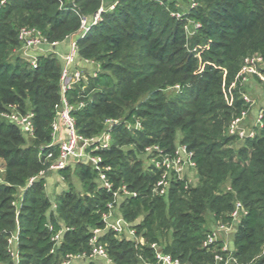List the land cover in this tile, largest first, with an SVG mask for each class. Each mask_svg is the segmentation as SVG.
I'll use <instances>...</instances> for the list:
<instances>
[{"label": "trees", "instance_id": "1", "mask_svg": "<svg viewBox=\"0 0 264 264\" xmlns=\"http://www.w3.org/2000/svg\"><path fill=\"white\" fill-rule=\"evenodd\" d=\"M60 1L65 3L63 11L58 9ZM195 2L189 17L201 28L190 43L205 47L199 57L184 47L183 23L169 16L166 3L117 0L115 8L103 13L102 20L77 43L80 56L98 62L101 71L83 92L80 86L68 92L67 100L75 104L91 97L83 109L72 112L77 131L85 137L99 134L105 119L141 122V129L133 132L123 123L115 127L113 143L102 153L113 168L114 185L124 183L137 192L119 205V213L138 237L157 243L165 253L188 264H211L213 253L202 248L208 223L227 222L238 200L247 214L237 225L233 255L242 264H264V126L258 136L243 143L227 136V125L244 105L234 92V105L228 107L222 93L223 83L233 81L245 56L264 54V0ZM72 3L85 16L100 6V0H6L0 4V112L8 105L20 113L32 111L35 135L31 146L25 147L17 127L0 122V170L6 183L0 185V264H12L5 246L14 225L9 201L16 186L45 169L50 149L40 152L39 146L52 141L50 124L59 102L57 58L40 56L34 69L19 57L12 59L19 47L17 32L22 26L35 27L48 40H63L79 26ZM166 7L171 10L173 4ZM176 85L179 92L172 90ZM175 142L193 151L196 184L185 189L174 183L167 196H152L157 174L144 170L137 155L151 144L171 151ZM71 173L82 181L84 197L64 192L52 210L43 178L23 194L18 264H59L67 254L90 252V232L102 228L109 195L89 167H67L59 174L67 178ZM62 224L71 230L51 254L50 235ZM100 240L113 264H142L139 253L152 258L146 247L141 251L135 240H118L112 232H105ZM99 262L103 264L99 259L84 264Z\"/></svg>", "mask_w": 264, "mask_h": 264}, {"label": "built area", "instance_id": "2", "mask_svg": "<svg viewBox=\"0 0 264 264\" xmlns=\"http://www.w3.org/2000/svg\"><path fill=\"white\" fill-rule=\"evenodd\" d=\"M5 1L1 0L0 4H4ZM101 1L103 0H100L98 9L89 16L82 15L72 3L71 11L77 15L79 26L77 32L70 35L67 51L63 57L64 63L61 66L59 76V102L55 107V117L50 124L52 141L48 145L43 146L40 152H42L43 148L50 149L45 156V161L49 163L48 160H52V163H49L48 170L57 175L67 167H75L82 164L89 167L96 176L98 186L109 195V200L106 202L105 212L101 216L102 228H94L90 232L87 242L90 252L88 254L84 252L67 254L61 259L59 264H84L94 259L113 264L105 244L100 240L105 232H112L118 240H135L141 247V251L146 247L151 252L152 258L151 260L145 259L143 254L139 253L138 258L142 264H188L165 253L157 243H147L142 237H138L134 226L119 213V205L126 200L135 198L137 192L130 190L124 183H119L117 186L114 185L112 181L113 168L106 163L102 153L110 149L113 143L112 132L115 127L123 123L128 131L133 132L141 129V122L135 120L133 124H129L116 119H105L101 132L91 137L81 135L75 127L72 112L83 109L87 101H91L90 96L86 98L87 101L79 99L75 104H70L67 100L68 92L80 86L79 83L85 76L83 68L74 67L78 55L77 43L93 26L102 20L103 13L114 9L117 5L116 1L112 2L109 8H104L101 5ZM149 1L158 3L161 6H164L165 3L164 0ZM196 7L197 3L195 0H190L187 12L182 9L171 11L165 5L170 17L183 23L184 47L188 52L193 53L195 57H199L200 51L205 49V47L198 45L192 47L190 43L191 38L201 28L199 22L189 17L192 10ZM17 40L22 55L28 56L29 52H35L28 62L32 69L37 67L38 57L44 56L47 51L50 54H54L55 48L59 47V43H49L46 36L35 27H20L17 32ZM41 46H47L49 50L41 49ZM259 86H261V89L262 86L264 88V54L260 53L245 56L233 81L228 85L223 83L222 93L226 105L228 107L234 105V92L238 93L239 99L244 105L239 114L231 119L225 132L227 136L233 137L238 143L254 139L264 126V103L260 104L259 100L252 97L253 95L249 92L251 88H258ZM172 90L179 92L180 88L176 85ZM83 91L84 89L81 88V92ZM259 94L264 96V89ZM6 108L10 110L5 115L7 122L16 126L24 137L35 138L32 122L33 112L20 113L14 105H8ZM51 149H55L56 155H54V150L52 151ZM137 158L142 162L144 170L157 174V179L150 191L152 196H167L174 183L183 184L185 189L194 187L196 184L194 153L186 144L175 142L171 151H166L158 144L147 145L137 155ZM44 175L45 171L41 170L36 176L31 177L26 183L23 194L36 180L43 178ZM226 190L229 191L230 189L227 188ZM55 208L56 204L52 202L51 209L54 210ZM246 214L247 211L242 203L236 200L228 215V221L216 223L205 233L202 240V248L213 253L211 264H242L233 255V241L237 225ZM47 228L50 231L52 229L50 225H47ZM70 230L69 227L64 226L50 235L51 254L57 252L63 235ZM18 235L19 229L7 239V252L11 255L14 248L17 249ZM17 254L18 251L15 255ZM262 254H264V244Z\"/></svg>", "mask_w": 264, "mask_h": 264}, {"label": "rangeland", "instance_id": "3", "mask_svg": "<svg viewBox=\"0 0 264 264\" xmlns=\"http://www.w3.org/2000/svg\"><path fill=\"white\" fill-rule=\"evenodd\" d=\"M113 1L116 2L117 0H103V1H101V5L104 8H109V5ZM164 2L166 3V5L169 4V3L173 4V9H171V11L182 9L184 12H187L188 6L190 4V0H164ZM64 4H65L64 2H61V3L59 2L58 3V9L63 11V9H65L64 8L65 7ZM77 30H78V27L76 28L75 32H77ZM69 38H70V35L65 37L63 40H60V41L48 40L49 43H51V42L59 43V46H61V48L62 47L65 48L64 49L65 51L62 52V53H58V52L54 53L55 57L58 60V63L60 65V67L64 63V58L63 57H64V54L67 51V45H68V42H69ZM62 45H65V46H62ZM40 48L44 49V50H49V47H47V46H41ZM56 50H58V48ZM48 52L49 51L45 52L44 56L50 55V53H48ZM12 54H13L12 55L13 56L12 59L14 57H19L21 60L29 62V59L32 56H34L35 52L34 51L33 52H29L28 56H24L20 52L19 47H17L13 51ZM74 67L75 68H83V70L85 72L84 78L79 83L80 87L83 88V89L87 88L90 80L95 78L99 74V72L101 71V67H100V64L98 62L94 61L93 59H89V58H85L83 56H80L79 52H78L77 59H76ZM94 75H95V77H94ZM263 89H264L263 86H262V89H261V86H259L258 88H251L249 90V92L253 95L252 97H254L257 100H259V98H260L259 92H262ZM9 111L10 110H7V108L5 107L4 110L2 112H0V122H7V120L5 118V115ZM24 139H25V147H28V146H31L32 141L35 138L24 137ZM39 147H40L39 149H41L43 146L40 145ZM37 157L40 158L39 154L37 155ZM48 162L51 164L52 160L50 159V160H48ZM49 163L47 165V162H46L45 169H44L45 175L43 177V179H44V185H43L44 187H43V189H44V192H45V196L50 201H52V202L58 201L57 200L58 196L61 195L64 192H68V191H71V192L77 194L79 197H84L85 196V191H84L83 186H82L83 185L82 181L80 180V178L78 177V175L76 173L69 174V176H67V178L64 177V176H61L60 174L57 175L54 172L48 170ZM3 174H4V170H0V185H5L6 184L4 182V180H3V177H2ZM36 181H38V180H36ZM25 186H26V184L22 185V186H16L14 188V193L12 194L11 199L9 201V205L11 206L12 212H13L14 225H13V228L10 231L7 232L6 244H5L6 250H7V247H8V244H7L8 237H10L12 234H14L17 231V229H19V216H20V212H21V208H22L21 198H22V194H23V191L25 189ZM12 201L14 202L13 204H12ZM61 227H64L63 224H62ZM210 227H211V223H208V228H210ZM16 252H17L16 248H14V251H13L12 255L7 252L9 254L8 260L12 264H18L19 261H20L19 255L18 254L15 255ZM261 254H262V252H261ZM261 254H260V256H261ZM101 261H102L103 264H107L103 260H101ZM98 264H101V263L99 262Z\"/></svg>", "mask_w": 264, "mask_h": 264}, {"label": "crops", "instance_id": "4", "mask_svg": "<svg viewBox=\"0 0 264 264\" xmlns=\"http://www.w3.org/2000/svg\"><path fill=\"white\" fill-rule=\"evenodd\" d=\"M62 46H65V45H62ZM57 48H58V50H56ZM64 49H65V48H63V47L61 48V46L56 47V48H55V53H57V52H58V53H62V52L65 51ZM260 98H261V99H260ZM260 98H259V103H260V104L264 103V96L260 95ZM212 226H213V224H211V227H212ZM211 227H210V228H211ZM210 228H209V229H210Z\"/></svg>", "mask_w": 264, "mask_h": 264}]
</instances>
